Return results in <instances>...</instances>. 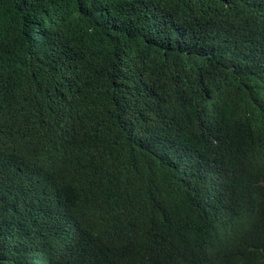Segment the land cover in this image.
Returning <instances> with one entry per match:
<instances>
[{
	"label": "trees",
	"instance_id": "16d2710c",
	"mask_svg": "<svg viewBox=\"0 0 264 264\" xmlns=\"http://www.w3.org/2000/svg\"><path fill=\"white\" fill-rule=\"evenodd\" d=\"M0 264H264V0H0Z\"/></svg>",
	"mask_w": 264,
	"mask_h": 264
}]
</instances>
